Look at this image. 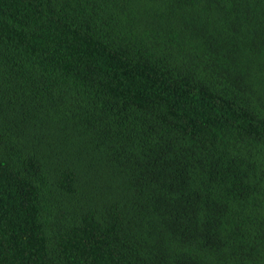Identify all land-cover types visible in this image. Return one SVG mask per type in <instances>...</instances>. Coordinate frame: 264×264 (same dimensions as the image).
Instances as JSON below:
<instances>
[{
  "label": "trees",
  "instance_id": "1",
  "mask_svg": "<svg viewBox=\"0 0 264 264\" xmlns=\"http://www.w3.org/2000/svg\"><path fill=\"white\" fill-rule=\"evenodd\" d=\"M0 264H264V0H0Z\"/></svg>",
  "mask_w": 264,
  "mask_h": 264
}]
</instances>
